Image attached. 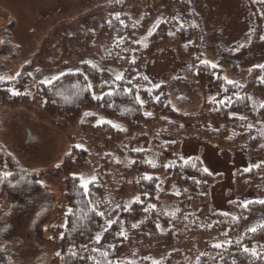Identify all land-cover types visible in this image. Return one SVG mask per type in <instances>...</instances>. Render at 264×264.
<instances>
[{
    "label": "trees",
    "instance_id": "obj_1",
    "mask_svg": "<svg viewBox=\"0 0 264 264\" xmlns=\"http://www.w3.org/2000/svg\"><path fill=\"white\" fill-rule=\"evenodd\" d=\"M244 2L255 25L248 47V50H253L264 45V0ZM112 5L108 10H113L114 16H108L113 23L109 24L114 26L119 38L111 43L108 41L106 55L107 60L115 62L121 70L122 79L112 77L104 68L84 62L80 71L65 72L50 81L36 82L31 72L38 69L52 52L51 34L57 28L55 26L14 80H0L1 103L10 107L23 106L39 119L62 130L72 125L81 109L93 102L99 104L102 113L125 120L134 132L145 130L141 121L146 123L156 119L190 121L195 125L188 132L169 129L149 135L159 159L156 167L149 164L145 151L133 152L134 160L129 167L114 164L111 168L109 159L103 157L98 177L88 183L87 190L81 186L76 174L85 161L84 150L73 145L65 153L54 168V172L63 177L67 207L65 224L57 240L59 264H96V261L100 264H124L119 261V252L125 246L135 245L133 239L142 235V230H152V227L156 232L155 238H162L159 241L161 245H172L177 241L192 248L193 239H196L198 246L210 250L209 256L186 264H264V203H260L264 201V167L241 170L234 176L237 193L251 190L261 199L238 206L234 217L215 215L212 226L204 229L199 227V220L209 212L210 189L219 176L208 173L197 160H183L179 156L180 136H196L221 148L242 143L250 155L264 156V67L251 68L246 82L238 84L224 81L219 68L201 61L195 54L201 34L198 24L192 21L190 0H117ZM131 6L141 9L143 17L140 24L128 21L127 10ZM157 6H162L167 12V21L156 23L142 46L137 35L146 28L151 12ZM175 9L186 16L185 24L176 25L170 20ZM161 47L173 49L179 60L188 61L190 83L203 97L197 113L176 111L169 102L166 85L153 86L145 76L147 59ZM68 78L79 81L74 99L63 103L56 101L52 89ZM86 78L90 82H86ZM14 92L18 94L14 95ZM211 93L214 94L211 96ZM120 104H129L135 111L121 112ZM91 132L95 144L98 140L109 142L120 138V133L107 123L92 126ZM108 132L111 136H107ZM165 136L174 137V140L163 142ZM6 160L11 168V160ZM8 176L7 172L0 171V197ZM146 176L152 179H144ZM127 177L131 178L130 193L135 195L129 206L122 201V197L128 194ZM26 183L30 182L19 179L14 186L20 189ZM107 194L117 201L116 207L112 208ZM166 200H172L177 206L171 217L162 216L159 212ZM101 211L105 216L97 215ZM151 214L152 220H148ZM136 216H139V223L132 227L128 222ZM252 221L258 223L255 231L248 230ZM123 224L125 231L121 235ZM127 230L133 239L127 240ZM97 236L101 237L100 243L96 242ZM217 244L221 247H214ZM176 257L167 256L160 262L143 259L137 264H174ZM0 264H8L5 247H0Z\"/></svg>",
    "mask_w": 264,
    "mask_h": 264
},
{
    "label": "rangeland",
    "instance_id": "obj_2",
    "mask_svg": "<svg viewBox=\"0 0 264 264\" xmlns=\"http://www.w3.org/2000/svg\"><path fill=\"white\" fill-rule=\"evenodd\" d=\"M116 1L0 0V80H14L55 26L57 28L51 34L50 58H43L44 63L31 72L36 82L50 81L65 72L80 71L84 62L104 68L114 78L120 76L121 70L115 62L108 61L106 55L108 41L111 43L119 38L114 26L109 24L113 21L108 16H114L108 6ZM189 10L201 34L195 54L201 61L215 64L224 81L244 84L251 68L264 65V45L248 50L255 25L244 0H190ZM167 16L162 6L153 9L146 28L137 35L140 45L146 44L154 25L166 22ZM142 17L141 9L136 6L127 10V19L133 24H140ZM170 20L176 25L187 22L179 9H175ZM144 74L153 86L166 85L169 102L176 111L195 114L200 110L203 97L190 83L188 61L179 60L173 49L161 47L151 54L145 63ZM78 87L76 78H68L59 82L52 94L56 101L71 102ZM119 110L133 113L135 108L120 104ZM100 123L110 125L120 133V138L109 142L98 140L95 144L91 127ZM194 125L190 121L156 119L146 123L141 121L145 130L134 132L125 120L102 113L99 104L93 102L83 107L76 121L62 130L39 119L23 106L10 107L0 101V171L9 175L0 197V247H5L8 264H59L57 240L65 224L67 207L63 177L56 174L54 168L73 145L85 152V161L76 172L82 184L98 177L103 157L109 159L111 168L114 164L129 167L134 160L133 152L145 151L150 165L159 164L149 135L169 129L188 132ZM107 136H111V132ZM173 138L165 136L162 141H173ZM179 140L181 159L197 160L208 173L219 176L210 189V209L201 216L200 228H210L217 214L234 217L238 206L261 199L251 190L237 193L234 176L241 170L264 167V156L250 155L242 143L221 148L196 136H180ZM6 159L11 160V168ZM19 179L30 183L17 189L14 184ZM127 183L128 194L122 201L129 206L135 195L130 193V177H127ZM107 197L112 208L116 207L113 196L107 194ZM176 210L175 202L166 200L159 212L171 217ZM128 223L136 227L139 216ZM257 225L252 221L248 230L256 229ZM124 229L125 224L123 234ZM142 233L134 239L129 237L130 233L125 234L127 240L133 239L136 244L125 246L119 252L121 263L137 264L143 259L160 262L167 256L172 259L177 256L174 264H186L210 254L208 248L197 245L196 239H193L192 248L177 241L172 245H161L162 238H155L153 227ZM108 244L113 245L112 241Z\"/></svg>",
    "mask_w": 264,
    "mask_h": 264
},
{
    "label": "snow or ice",
    "instance_id": "obj_3",
    "mask_svg": "<svg viewBox=\"0 0 264 264\" xmlns=\"http://www.w3.org/2000/svg\"><path fill=\"white\" fill-rule=\"evenodd\" d=\"M205 63H207V62H205ZM211 67L215 68L216 65H215V64H212ZM261 67H264V66H261ZM0 79H2V78H0ZM86 79H87V78H86ZM116 79L120 80V79H122V77H121V76H117ZM229 83H234V82L229 81ZM88 87H89V89H91V85H89ZM13 94L16 95V94H18V93H15V92H14ZM109 95H111V93H109ZM97 98H98V99H102L103 97H97ZM137 100L139 101V97H138V96H137ZM139 102H140L141 104L143 103L142 101H139ZM262 107H264V105H262ZM148 115H151V114H148ZM113 126L116 127V125H113ZM149 163H151V162H149ZM152 166H153V167H156L155 164H152ZM81 179H82V178H81ZM144 179H146V180H151L152 177L146 176V177H144ZM93 180H94V178H93ZM90 182H91V181L83 182L81 186H82L85 190H87V188H88V183H90ZM260 203H264V201H260ZM97 215L103 217V216H105V213L101 211V212H98ZM111 223H112V222L109 221V226H111ZM133 227H135V225H133ZM262 227H264V225H262ZM255 230H256V229H250V231H255ZM121 235H123V232H121ZM100 240H101V237H100V236H97V237H96V242H97V243H100ZM214 247L219 248V247H221V245L217 244V245H214ZM244 251H247V249H244ZM253 255H255V253H253ZM96 264H100V261H96Z\"/></svg>",
    "mask_w": 264,
    "mask_h": 264
}]
</instances>
